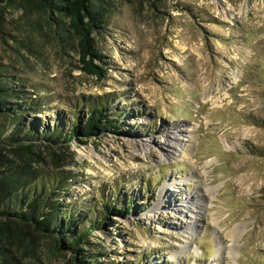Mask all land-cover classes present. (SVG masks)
Returning a JSON list of instances; mask_svg holds the SVG:
<instances>
[{"label":"rangeland","instance_id":"rangeland-1","mask_svg":"<svg viewBox=\"0 0 264 264\" xmlns=\"http://www.w3.org/2000/svg\"><path fill=\"white\" fill-rule=\"evenodd\" d=\"M103 1L99 78L82 71L74 38L0 3L1 81L23 92L7 105L36 106L1 110L0 141L17 134L18 117L42 133L104 109L120 125L69 145L20 146L40 179L68 178L55 201L86 227L100 217L108 226L78 260L41 237L18 249L6 241L7 254L19 264H264V0ZM1 145L0 156L24 161ZM111 202L120 215L106 212Z\"/></svg>","mask_w":264,"mask_h":264},{"label":"trees","instance_id":"trees-1","mask_svg":"<svg viewBox=\"0 0 264 264\" xmlns=\"http://www.w3.org/2000/svg\"><path fill=\"white\" fill-rule=\"evenodd\" d=\"M0 3L16 11H25L39 17L49 29L54 28L61 39L74 38L77 44V53L82 71L93 77H103V69L97 65L103 63V56L95 45V35L105 28L101 8L103 0H0ZM0 68V112L20 115L36 106L33 101L25 104H14L8 107V100L20 97L23 92L19 88L3 87ZM4 108V109H3ZM15 113V114H14ZM107 110L94 109L88 113L83 123L77 121L69 129L64 124L51 126L50 124L39 132L37 124L25 123L21 117L16 118L15 136L1 143H12L18 148L14 151L21 153L23 162L0 156V264H19L9 257L8 250L3 247L15 246L17 249L23 244L31 246L38 237L53 239L56 250L75 254V260L82 252L81 246L88 244L89 238L101 227L107 225L106 217H100L98 225L85 226L88 218L74 211L75 208H66L55 201L57 192L67 187L68 178L55 174L53 177L40 179V175L33 171L32 163H36L33 152L23 146L26 141L39 138L52 143L69 145L79 137L91 138L94 135L106 133L112 129H119L118 120H112L106 115ZM79 119V118H78ZM56 122V120H52ZM56 124V123H55ZM22 134V135H20ZM36 137V138H35ZM1 139V138H0ZM2 150V149H1ZM44 178V177H43ZM114 202L105 207L108 214L120 215L121 211L114 209ZM135 209L134 203H129L127 211ZM63 240L68 243L65 244ZM6 244V243H5ZM87 257L79 262L86 264Z\"/></svg>","mask_w":264,"mask_h":264},{"label":"bare ground","instance_id":"bare-ground-1","mask_svg":"<svg viewBox=\"0 0 264 264\" xmlns=\"http://www.w3.org/2000/svg\"><path fill=\"white\" fill-rule=\"evenodd\" d=\"M228 16V15H227ZM189 134H191V131H189L188 132ZM191 138L192 137H190V139H188L189 141L188 142H191ZM165 146H166V148L167 149H170V150H172L171 148H173V145L171 144V143H165ZM175 147V150H177V149H180L182 152H184V153H186V152H189L190 150H189V148L186 146V148H182V144L181 145H177V146H174ZM166 149V150H167ZM178 152V151H177ZM170 155H172L171 153H169V156L168 157H170L171 158V156ZM175 155V154H174ZM210 195V191L209 190H206L205 191V193H204V200H205V202H206V200L209 198L208 196ZM206 197H207V199H206ZM202 199V200H203ZM207 204V203H206ZM188 208H184L182 211L180 210V213L181 214H184L185 213V210H187ZM192 210H196V214L199 216V217H203V214L200 212V211H202L203 209H202V207H201V205H199V206H196L195 207V205H193L192 206V208L188 211V212H190V213H192ZM204 218V217H203ZM197 223H198V220H195ZM241 230V228L239 229H235V230H233L232 232H231V235H229V237L230 238H233V239H239V235H238V231H240ZM241 232H242V230H241ZM234 248V246L232 247V249Z\"/></svg>","mask_w":264,"mask_h":264}]
</instances>
